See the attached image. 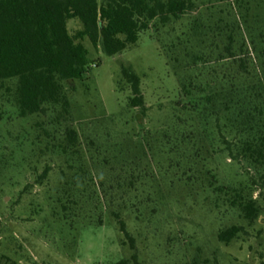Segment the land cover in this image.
I'll return each instance as SVG.
<instances>
[{"label": "rangeland", "instance_id": "1", "mask_svg": "<svg viewBox=\"0 0 264 264\" xmlns=\"http://www.w3.org/2000/svg\"><path fill=\"white\" fill-rule=\"evenodd\" d=\"M194 3L116 56L83 41L90 68L63 82L67 106L21 117L17 81L0 83V264H133L134 255L138 264H264V166L231 154L249 135L236 128L240 108L206 102L231 84L240 107L264 121L255 110L264 109V0ZM81 28L68 23L71 35ZM123 65L141 77L145 112L118 86ZM185 78L202 92L184 97ZM236 192L257 200L254 223L233 204ZM233 225L245 233L221 243Z\"/></svg>", "mask_w": 264, "mask_h": 264}, {"label": "trees", "instance_id": "2", "mask_svg": "<svg viewBox=\"0 0 264 264\" xmlns=\"http://www.w3.org/2000/svg\"><path fill=\"white\" fill-rule=\"evenodd\" d=\"M194 8V0H0V83L17 81L15 94L21 117L45 113L48 105L67 106L63 82L83 80L90 68L89 51L83 41L89 40L95 49L101 48L107 56L113 57L135 46L141 33L148 31L154 21L167 25ZM71 20H78L82 26L75 35L68 29ZM226 50L231 57L235 56L231 46ZM240 68H245L244 61ZM179 84L186 98L203 90L201 85L187 78L180 79ZM118 86L121 90L125 86L130 88V108L146 111L141 77L131 66H122ZM229 86L211 89L206 102L212 108L220 102L230 113L233 108H240L236 128L242 136L249 135L241 140L235 155L229 148L231 154L253 165L264 166V121L246 113L240 107L243 103L234 99L236 88ZM256 108L264 116V109ZM241 118L243 120L239 121ZM67 136L73 145L78 141V134L73 129L67 131ZM47 174L48 171L43 177ZM209 184L216 192L225 190V187L215 185L214 175ZM235 198L237 202L233 204H237L243 218L254 223L261 214L257 200L243 197L238 192ZM116 218L120 231L133 242L125 222L118 214ZM243 233V227L233 225L222 230L218 240L229 245ZM132 260L133 264H138L136 255ZM116 264L131 263L122 260Z\"/></svg>", "mask_w": 264, "mask_h": 264}]
</instances>
